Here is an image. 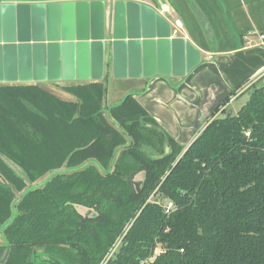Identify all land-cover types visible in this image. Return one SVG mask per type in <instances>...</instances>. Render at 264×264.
<instances>
[{
    "label": "trees",
    "instance_id": "1",
    "mask_svg": "<svg viewBox=\"0 0 264 264\" xmlns=\"http://www.w3.org/2000/svg\"><path fill=\"white\" fill-rule=\"evenodd\" d=\"M260 28L264 37L261 21ZM187 31L201 49L216 47L198 23ZM257 82L235 114L216 118L230 98L223 100L187 148L131 95L106 109L103 83L62 88L69 98L0 85V264H100L124 230L108 264H264V83ZM88 159L106 171L74 170L26 190Z\"/></svg>",
    "mask_w": 264,
    "mask_h": 264
},
{
    "label": "crops",
    "instance_id": "2",
    "mask_svg": "<svg viewBox=\"0 0 264 264\" xmlns=\"http://www.w3.org/2000/svg\"><path fill=\"white\" fill-rule=\"evenodd\" d=\"M82 0H0L5 3H29L43 6L47 3L77 2ZM92 1V0H86ZM105 3L107 33H111L114 17V3L123 1L138 5V29L148 11L153 10L173 26L175 20L181 21V29L172 36L182 37L190 42L195 50L186 51L190 68L184 63L177 71L180 76L150 77L141 76V63H132L128 46L124 45L116 60V74L110 51L105 53L103 77L99 83L106 87L105 106L110 108L131 95L157 122L160 128L179 145L187 148L202 132L212 118L215 108L229 97L231 101L241 95L251 84L264 80V42L260 21L264 29V0H103ZM262 9V10H261ZM205 14L211 34L205 36L206 43L220 48L206 51L201 49L187 31L188 27L200 25L196 13ZM31 22V36L39 38V44H47V39L62 27L49 17L47 11L37 8ZM122 24L127 34L130 21L123 7ZM76 22L75 16L71 25ZM55 26V27H54ZM56 31H52V29ZM1 29V19H0ZM246 30L245 32H243ZM260 31V33H259ZM1 33V31H0ZM127 40V39H126ZM33 44L30 42V45ZM226 47H221L224 45ZM0 42V85H37L62 98L69 96L62 88L86 81H66L61 78L60 68L50 66V54L46 47L37 54L35 48L28 50L26 58L14 50L10 65L8 52L1 48ZM196 50L198 53H196ZM258 83V82H257ZM233 92L236 94L233 96ZM243 105V104H242ZM241 105V106H242ZM240 106V107H241ZM220 107L219 110H223ZM239 107V108H240ZM239 110V109H238ZM237 110V111H238ZM237 111L233 112L235 114Z\"/></svg>",
    "mask_w": 264,
    "mask_h": 264
},
{
    "label": "water",
    "instance_id": "3",
    "mask_svg": "<svg viewBox=\"0 0 264 264\" xmlns=\"http://www.w3.org/2000/svg\"><path fill=\"white\" fill-rule=\"evenodd\" d=\"M42 7L54 23L59 18L62 20L59 34L53 28L55 35L47 39L46 45L39 44L40 39L31 36V22L34 15H38L35 10ZM123 7L130 21L126 35L122 24ZM137 10L138 5L135 3L115 2L111 33L108 35L103 0L47 3L43 6L5 3L0 6L1 48L8 52V63L11 65L14 50L26 58L29 48H35L40 55L42 48L46 47L50 54L51 68H60L61 78L66 81H100L104 72L105 53L110 48L116 74V60L124 45L128 46L132 63H141L143 77L183 74V70L178 72L177 67L184 63L185 53V70L190 68L186 51L195 50L193 45L182 37L172 36L175 31L173 26L153 10L148 11L149 14L144 18L142 15L138 29ZM73 16L76 18L74 26L71 25ZM196 16L205 36L209 37L211 31L203 14L198 12ZM30 42L33 44L30 45Z\"/></svg>",
    "mask_w": 264,
    "mask_h": 264
},
{
    "label": "rangeland",
    "instance_id": "4",
    "mask_svg": "<svg viewBox=\"0 0 264 264\" xmlns=\"http://www.w3.org/2000/svg\"><path fill=\"white\" fill-rule=\"evenodd\" d=\"M262 4V3H261ZM260 4V7L261 8H264V4L261 5ZM262 10V9H261ZM246 30H244L243 32H245ZM260 33V31H259ZM219 46V45H218ZM216 46L218 49L220 48V46L218 47ZM215 47V48H216ZM221 47H226L225 44L222 45ZM260 82H263L264 83V80H261ZM249 94H250V91L244 93V94H241L239 95L238 97H236L235 99H233V101H231V104L228 106V107H224L223 110H227V111H230V112H235L239 109V107L244 104L246 102V100L248 99L249 97ZM106 107V106H105ZM107 109V107H106ZM223 110H219L216 114V118H219V117H222L223 116ZM105 116L107 117V111L105 110ZM145 152L147 154H150L151 153V150L149 148H144ZM121 151V148L117 150L116 152V156L117 154ZM12 164V163H11ZM13 165V166H12ZM11 166L15 169V171L21 175V172L22 170L21 169H18L14 164H12ZM88 168H92L94 169V171H97V172H100V173H104L106 170L104 167H102L97 161L93 160V159H88L87 161H85L84 163H82L81 165H78V166H75V167H66L62 170L61 173H64V174H68V173H71L72 171L74 170H83V169H88ZM112 168V165L110 163L109 167H108V170H111ZM49 177V176H48ZM47 179V175H45L44 177H41L39 179H37L36 181L34 182H31L29 184V186H31L32 184V187H35V186H41ZM2 257V254H0V258Z\"/></svg>",
    "mask_w": 264,
    "mask_h": 264
},
{
    "label": "built area",
    "instance_id": "5",
    "mask_svg": "<svg viewBox=\"0 0 264 264\" xmlns=\"http://www.w3.org/2000/svg\"><path fill=\"white\" fill-rule=\"evenodd\" d=\"M174 32L176 33V31H178V29H181V21L180 20H175L174 25ZM261 40H263V36L260 37ZM245 135L247 137H249V132H246ZM173 207V204L171 202H167L166 204V211H168L169 209H171ZM127 230H124L123 235L119 236L115 242L113 243V245L111 246V248L109 249V251L107 252V254L104 256V258L102 259V261L100 262V264H108L110 260H112L114 258L115 253L117 252V249L122 241L123 236L125 235ZM153 258H148L145 260H141L139 262V264H152Z\"/></svg>",
    "mask_w": 264,
    "mask_h": 264
},
{
    "label": "flooded vegetation",
    "instance_id": "6",
    "mask_svg": "<svg viewBox=\"0 0 264 264\" xmlns=\"http://www.w3.org/2000/svg\"><path fill=\"white\" fill-rule=\"evenodd\" d=\"M108 108V107H107ZM10 165H12V164H10ZM15 165V164H14ZM13 166V165H12ZM11 166V167H12ZM16 166V165H15ZM17 167V166H16ZM13 168V167H12ZM18 168V167H17ZM64 168H66V167H63L62 169H59V170H53V171H50V172H48L46 175H47V179H46V181L42 184V185H44L51 177H53V176H55V175H58V174H62L61 172H62V170L64 169ZM18 169H20V168H18ZM13 170L15 171V169L13 168ZM16 172V171H15ZM17 173V172H16ZM18 174V173H17ZM18 175H20V174H18ZM20 176H23L24 177V175H23V173L21 172V175ZM49 176V177H48ZM44 177V176H43ZM29 184H30V182H29ZM29 184H28V182H27V188H26V190L28 189H32V188H36V187H40V186H35V187H32V184H31V186H29ZM41 185V186H42ZM25 190V191H26ZM13 213H14V211H13ZM4 240L2 239V238H0V246H4ZM0 254H1V252H0ZM3 257H4V254L2 253V257L0 258V260H2L3 259Z\"/></svg>",
    "mask_w": 264,
    "mask_h": 264
}]
</instances>
